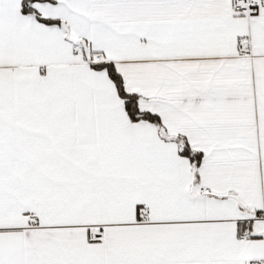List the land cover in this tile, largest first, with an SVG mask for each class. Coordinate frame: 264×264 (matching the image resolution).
I'll list each match as a JSON object with an SVG mask.
<instances>
[{
    "label": "snow or ice",
    "instance_id": "6c2138e0",
    "mask_svg": "<svg viewBox=\"0 0 264 264\" xmlns=\"http://www.w3.org/2000/svg\"><path fill=\"white\" fill-rule=\"evenodd\" d=\"M0 264H264V0H0Z\"/></svg>",
    "mask_w": 264,
    "mask_h": 264
}]
</instances>
